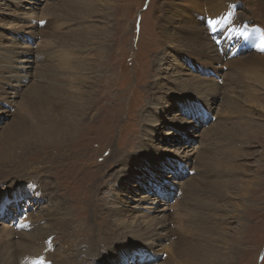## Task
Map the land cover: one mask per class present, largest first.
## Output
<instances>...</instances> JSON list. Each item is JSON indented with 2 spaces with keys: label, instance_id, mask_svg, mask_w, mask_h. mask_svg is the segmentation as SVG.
<instances>
[{
  "label": "rangeland",
  "instance_id": "374dc122",
  "mask_svg": "<svg viewBox=\"0 0 264 264\" xmlns=\"http://www.w3.org/2000/svg\"><path fill=\"white\" fill-rule=\"evenodd\" d=\"M49 1L51 4L47 8L50 12L55 9L57 15L39 21L41 14L33 9L35 18L28 17L22 22L30 25L27 29L29 38H25L27 34L21 35L17 48L11 46L16 37L15 30L21 28L11 26V17L0 15V23H7L8 27L0 29V48L4 45L10 49L0 67L11 70L16 64L19 66L18 72L7 75L12 87L7 86L6 89L9 94L18 93L16 96L6 94L4 84L0 83V156H3L5 166L0 171V264H19L17 257L13 256L16 241L30 232L33 226L37 231L32 232L33 229L29 235L37 234L41 226L48 227L50 220L35 221L32 217L46 211L53 214L54 199L66 205L72 227H78L83 235L89 234L90 240L96 244L101 243V238L111 236L113 226L119 234L114 235L113 244L129 246L130 238L136 235L131 234L132 231L144 227L143 220H138V217L144 216L146 221L153 217L163 219L157 232L164 240L133 241L132 249L118 248L107 257L102 253L95 258L98 262L94 264L194 263L197 255L204 252H212L216 264H264V87H256L252 74L241 77L223 59L208 67L207 59L183 54L182 50L180 53L173 41L165 44L158 34L157 16L160 13L157 5L160 0ZM173 2L176 5L178 1ZM11 7L6 6L5 0H0V9L9 13L7 10ZM243 7L234 4L232 11L247 16L244 15L247 5ZM32 8L26 4L24 8L16 9L15 14ZM173 16L171 20L177 18L175 14ZM250 21L237 23L231 47L235 53L226 51L229 57L236 54L237 47L242 44L243 56L253 53L264 56V23L256 20V26L250 29ZM24 40L25 43L22 42ZM42 41L43 44L38 45ZM222 46H219V54L223 55ZM178 53L181 58L178 63L183 64L188 72L200 75L204 85L212 77L214 82L210 84L221 87L217 92L221 95L218 99L210 97L201 102H179L180 105L169 101L164 105V110L167 105L169 108L160 114V118L177 123L175 125L187 122L193 126L181 137L183 147H187L184 153L181 143L171 142L178 139L172 135L176 130L171 126L162 128V136L155 138L153 130L158 125H152V132L146 135L151 125L149 109L154 101L151 96L157 98L149 92L151 83H156L158 89L172 92L169 80L176 77L179 80L190 79V75H178V72H183L174 61ZM160 54L168 60L160 62ZM50 55H55L59 63L49 58ZM64 61L65 65L62 64ZM45 62L49 63L55 78L45 76ZM156 65L160 70H156ZM229 71L238 72L240 79L230 78ZM161 73L165 78L157 80L163 77ZM20 79L26 80V85L25 82L18 83ZM53 81L64 84L65 90L72 95L85 90L83 99L91 106L88 117L77 118L76 138L65 139L60 144L52 139L38 140L31 121L22 117L19 108L33 109L23 100L28 86ZM239 85L241 87L237 88ZM183 94V90L177 91L172 99L176 97L178 100ZM170 95L172 97V93ZM225 96L230 98V102L224 100ZM73 102L74 98L65 95L52 97L48 102L51 108L47 109L67 112ZM36 110L39 113L40 107ZM8 128L14 129L10 145L5 142ZM82 137L87 140L84 149L79 148L80 143L77 142ZM169 151L174 155L167 161L160 160ZM200 152H203V159L196 157ZM186 153L189 155L187 160L176 156ZM151 157H157L160 162L152 163ZM129 162H133L138 173L130 172L122 186L119 180ZM137 163H143L145 167L138 169ZM174 166L178 172L165 169ZM118 173L119 178H116ZM148 173L152 175L150 178ZM46 181L55 189L56 198L45 191ZM215 182L219 183L214 185ZM145 188L147 192L143 193ZM131 189L129 196L135 199L132 200L133 209L114 216L119 211L118 206L125 205L126 193ZM141 197L148 199L144 203L148 210L140 208L137 201ZM152 202L154 208H151ZM202 202L207 205L215 203L217 207L213 223L204 229L197 223L204 213ZM73 228H70V234L76 238ZM9 230L15 233L14 236L3 238L5 231ZM59 235L53 233L45 240L47 248L41 254L42 259L39 254L27 256L26 262L20 259V264H53L49 250L63 254L62 249L56 251L58 241L54 239ZM79 241L80 245L88 243V239L83 237H79ZM142 243L146 245L138 249ZM7 252L9 254L4 258L3 254ZM83 261L87 263L89 258Z\"/></svg>",
  "mask_w": 264,
  "mask_h": 264
},
{
  "label": "bare ground",
  "instance_id": "6f19581e",
  "mask_svg": "<svg viewBox=\"0 0 264 264\" xmlns=\"http://www.w3.org/2000/svg\"><path fill=\"white\" fill-rule=\"evenodd\" d=\"M5 1H6L7 7H11V6H13V7H11L9 10H7V11H9V13L5 12L6 11L5 9L4 10L0 9V15L3 14V15H7V16L11 17V20H12L11 24H13L11 26L21 28L19 30H17V29L15 30L16 37L14 38V41L12 42V46H11L12 48H17L18 42L21 41L18 38L21 37V35L27 34V35H25V38H29L28 37L29 32L27 29L30 27V25H28V23H26V22H24V24H23L22 22L24 20H27L28 17H31L33 19V17H34L33 15L36 14L35 12L32 11L33 9H34V11H36V9L39 10V12L37 13V14H41V16L38 19L39 21H41V20L43 21V20L47 19V17H48V19H51L52 17L57 15V11L55 9L52 12H50L49 8H47L51 4V2L49 0H33V2H30V3L28 2V0H5ZM39 1H41L42 3L40 2V4H39ZM177 1L178 2L175 5L173 0H160V3L157 5V11L160 13V15L157 16L158 28L160 29L158 31V34H160L162 41L165 44L167 42L173 41L172 44L175 42V45L178 47L179 52L182 50L181 52L184 51L183 54L185 53L189 56L196 55V56H200L201 59H202V57L204 60L207 59L209 63H207L206 65H208V67H212L211 64H214V62L216 60L223 59L227 63H229L228 64L229 68H231V70H237L239 72V74L241 75V77H242V75L252 74L255 76V78H254L255 83L257 82L256 87H259V86L264 87V81H263V79H264V56L263 55L253 53V54H247V55L243 56V52H242L243 44L240 47H237V48H239V50H237L236 54H234L233 56L229 57L230 55L228 56L226 54V51L227 52L230 51V52L235 53L234 52L235 49H233L231 47L234 45V37H235L234 31H237V29H238V27H237L238 22L244 23L243 21L250 19L251 20L250 21L251 26L249 25L250 29L251 28L253 29L256 26L254 24V21H256V20L264 23V2H263V0H177ZM45 2H46V4H45ZM26 4H30V6L32 5L33 8L30 11L29 10L26 11L25 13L15 14L16 9L24 8V6H26ZM54 4L56 6H58L57 2H54ZM234 4H238L241 7H243L244 5H247V8H245V11H244V15H247V16H242L241 13H240V15L235 14L236 12L234 13V11H232L233 10L232 6ZM31 11H32V13H30ZM174 14L177 18H175L174 20H171V18L174 17L173 16ZM181 14H182V16H180ZM219 14H221V15H219ZM36 16H38V15H36ZM235 17H237L238 19ZM235 21H237V22H235ZM245 24H247V23H245ZM0 26H1V28H0L1 30L4 28H8L7 23L1 22ZM1 30H0V32H1ZM236 34H238V33H236ZM32 40H33V38H32ZM22 42L25 43L26 41L24 40ZM41 44H43V41L38 45H41ZM32 45H33V43H32ZM220 45H223L222 51L225 52L223 55L219 54V51H220L219 46ZM13 52H14V50H13ZM8 53H10V49L3 45L0 48V62L4 59L5 55ZM14 53L17 54V52H14ZM180 53H178V55L176 57L177 59H174V61L177 62V66H179V68L183 71V72H178L179 73L178 75H180V74L181 75H190V79L189 80L188 79L179 80L176 77L173 80H169V82L171 83L169 86L170 87L169 90L172 89V92H167L165 90L158 89L159 87L156 83H153V82L151 83V85L149 87V92H151V95L152 94L156 95L157 98H154L153 96H151L152 100H154L151 104L152 108L149 109V111H150L149 112V122L151 125L148 126V131H146V135H149L152 132V129H153L152 125H158L157 128H155V131L153 130V133H155V138H159L162 136L163 132H160L162 130V128H166L168 126H171L173 129L176 130V133H172V135H174L175 137L178 136L177 140H172L171 142L181 143L182 147H180V148L184 149L183 150V153H184L185 149L187 147H183L184 146L182 143L183 139L181 137H184V134L189 132L190 129L193 128V126H192V124H187V122L184 124L175 125L177 123H175L173 121H165L163 118H160V114H164L165 110L167 108H169V106L167 105L165 110H164L163 109L165 107L164 105L168 104L169 101L170 102L174 101L176 103H179V102L182 103V102H201V100H208L210 97H214V99H218V98H220L221 95L219 96V94H217V92L218 93L220 92L221 87L218 84H216V85L210 84L211 82H214V80H213L214 78H212V77L209 78L208 83L206 85H204V83L200 81V78H201L200 75H198V74L194 75V73H195L194 71L192 73L188 72V69H185L184 67H182L183 64L178 63L181 60V58H179ZM165 54H166V52H165ZM11 56H14V54L12 53ZM161 56H160V62L162 60H168V58L166 56H162V57ZM23 57H25V56H23ZM49 58L56 60L57 64L59 63L58 58H56L55 55H50ZM34 61H35V63L37 62L36 59ZM42 61H44V60H42ZM160 62H159V64H160ZM172 62H173V60H172ZM226 62H223V63L227 64ZM202 63H203V61H202ZM62 64L65 65L66 61H64ZM44 66H45L44 67L45 76L47 78H51V79L55 78V77H53L54 74L51 71V67L49 66V63L45 62ZM230 66H233V68ZM59 67H61V65H59ZM169 67H172V66H169ZM198 67L200 68L199 65H198ZM18 69H19V66L17 64L15 66H13L11 70H9L7 68L4 69L3 67H0V73L3 74V76L0 77V78H2V79H0V83L4 84L5 89L7 88V86L10 89L12 87V84L8 83L7 75L10 72L11 73L18 72L19 71ZM156 70L157 71L160 70L159 65H156ZM207 72L209 73L210 70H208ZM238 72L234 74V73H231L229 71L228 72L229 77L233 76V77H237L236 79H240ZM165 74H167L166 71H165ZM165 74L161 73V75H163V77H159L157 80L164 79ZM25 78H27V75H25ZM230 78H228V80H230ZM17 79H19V78H17ZM76 79L78 80L79 78H76ZM232 79H234V78H232ZM79 81L82 82L83 80H79ZM23 82H25V85H26V82H27L26 80L22 79V81H21V79H20V81H18V83H23ZM187 82H189V83H187ZM63 86H64V84H62L61 82L56 83L53 81V82L47 83L45 85L32 84V85L28 86L27 89L24 91L23 100L25 101V103L27 105L30 104L31 107H33V109L27 110V109L19 106V108L21 110L20 113L26 121L27 120L31 121V124L34 128L35 136L37 137V135H38V140H41L44 142V140L52 139L55 143H59L65 139H69V141L73 140L76 138L75 136H76V133L78 132V128H79V126L77 125V123H78L77 118L79 116H85V115H86V117L89 116V110H91V106L86 104L85 100L83 99V97L86 96L85 90H80L77 94L72 95L70 92H67ZM240 87H241V85H239L237 88H240ZM244 89H246V88L244 87ZM156 90H158V91H156ZM181 90H183L184 94L178 100L176 97L174 99H172L174 97L173 94H175V93H177V91H181ZM5 93L9 94L10 92H9V90L6 89ZM15 93L13 95L12 94H9V95L16 96L18 93H16V95H15ZM170 93H172V97H170L171 96ZM61 95H65L67 98H70V97L74 98L75 102H73V104L69 108V110L67 112H65V111H53L51 109L48 110L47 107L51 108L48 102H50V100H52V97L57 98V97H60ZM249 96L250 95H248L244 98L246 99ZM178 97H179V95H178ZM229 99L230 98L228 96H225L224 100H226V102H230ZM149 100H150V98H149ZM152 100H150L149 102H151ZM164 101H166L167 103H165ZM181 103H179V105ZM36 107H40V110H39L40 114L37 112ZM53 108H55V107H53ZM33 114H38V116L35 117V115H34V117H33L32 116ZM69 129H71L72 131H70ZM13 130H14L13 128L7 129V134H6V138H5L6 145H10V143H11V135H12ZM74 131H75V133H74ZM230 133L234 134L233 131L232 132L230 131ZM191 138H193V137H191ZM77 142L80 143L79 148L84 149L87 140L85 139V137H82ZM172 146L173 147L175 146L174 143L172 144ZM8 147L3 150V153L8 149ZM188 153H186L185 155L177 154L176 156H180V158L185 157L187 160L189 157ZM171 155L173 156L174 153L169 151L166 155H163L162 157H160V160L163 159L164 161H167L170 157H172ZM196 157H198L199 159H203V157H204L203 152H200ZM150 159H152L153 160L152 163H155V164H158L160 162V160H158L157 157H151ZM2 161H3V156H0V171H2L5 168ZM105 162H106V160H105ZM176 164H178V162H176ZM133 166H134L133 162H129V165L126 167V170H124V172H122L120 180H119V184H121L122 186H124V184L126 183V178L129 176L130 172L138 173V171L135 170L136 166L135 167H133ZM143 167H145V165H143V163L138 164V169L143 168ZM165 169H167L168 171H170V170L175 171L177 169V167L174 166L171 169H169L168 167H165ZM73 172H75V171H73ZM175 172H178V171H175ZM145 174H146V172H145ZM151 176L152 175L149 174V178ZM71 178H73V177H71ZM116 178H119V173L117 174ZM152 180H153V178H152ZM216 183H219V182H215L214 185ZM152 185H153V183H152ZM44 188H45V191H47V193L51 194L52 198H56L55 192H54L55 189H52L49 181H46L44 183ZM215 189H216V187H215ZM85 190H87V189H85ZM146 192H147V189L145 188V191L143 193H146ZM131 193H132V189L130 192L128 191L126 193L125 202H124L126 206L125 205H123V207L118 206L119 211L117 214L114 213L113 214L114 216L117 217L120 214L123 215L125 210L133 209L132 200H135V199L132 198L131 196H129ZM161 200L166 201V199H161ZM154 201H156V200H153V202ZM53 202L55 203L53 214H50L49 212L46 211L45 214L39 213L37 215L34 214L33 217L31 216L33 218V220H35V221L50 220L51 222L47 225L48 227L41 226V227H39V231L37 232V234L29 235V233H31V231L33 229L34 230L32 232L37 231L36 228H34V226H33L29 229V231L31 230L30 232H27V233L23 234L22 236H20V238L17 241L15 240L17 242V247L13 249L15 251L13 253H15V254L14 255L12 253H10V254H12L14 257H17L16 261L19 264L21 262L20 259H24L26 262L25 257H27V256L29 258L32 255H38L39 254L40 258L42 259L41 254H43L44 250L47 248V247L45 248V245H44L46 243L45 240L47 238L49 239L50 235H53V233H54V235L60 234L59 237L57 236L58 237L57 239H54V240L58 241L57 242L58 247L57 248L55 247L57 249L56 251H60L61 249L63 251V254H61V253L59 254L57 252L52 253V251L49 250L48 255L49 256L53 255L52 256L53 264H88V263L94 264V263L98 262V261H96L95 258L99 257V255L102 253H103L104 257H107L108 255L114 254L116 252V249H118V248H122L123 250L132 249L133 241L142 240L145 243H148L153 239L155 241L158 239L164 240L162 238H159V237H163V236L161 235V233L157 232L161 228L160 224L162 223L163 219L160 220V218H158V217H153V219L151 221H146L144 219V216H141L140 218L138 217V220H143L144 227L142 229L140 228L141 230L137 229V230L132 231L131 234L136 233V235L134 237L130 238V240L132 242L129 243V246H128V244L125 246H122V245L116 246L118 243L113 244L115 242L114 235H116V236L119 235L116 228H114L113 226H112L113 229L111 228V234H110L111 236L110 237L106 236L104 238H101V241H100L101 245L96 244L95 242L93 243L90 240L91 237L89 236V234L86 233V235H83L82 234L83 232H80V229L78 227H75V228L72 227V219L70 217V213L67 212V207L64 204V202H60L57 199H54ZM137 202L139 203L140 208H142L143 210L147 209L146 204H144L145 202H148V199L146 197H141ZM153 202L151 203V208H154V207H152ZM171 207L173 210V206H171ZM216 208L217 207H216L215 203H214V205H207L205 202L201 203V209L204 211V213L202 215H200L198 220H197L198 227H200L201 229H204L208 225L213 223L214 218H215L213 215H214L215 211L217 210ZM100 209H102V208H100ZM0 211H2V209H0ZM83 218H85V216ZM35 227H37V226H35ZM70 228L74 229V232L77 235L76 238H74L70 234ZM121 229H122V227H121ZM14 234L15 233H13L12 230H9L8 232L5 231V233L3 234V236H4L3 238H5L7 236L10 237L12 235L14 236ZM79 237H83V239H88V243L85 242L86 243L85 245H80V241L78 242ZM118 238H119V236H118ZM50 244L51 243H49V245ZM145 245L146 244L142 243V246L138 247V249L144 247ZM100 246H102V247H100ZM51 248H49V249H51ZM0 253L2 254L1 250H0ZM211 253L212 252H204L202 254L197 255L196 261L194 263L182 262L181 264H204L205 261H207V264H216L214 255ZM8 254H9L8 252L4 253L3 254L4 258L7 257ZM44 255H46V254H44ZM55 255H57V256L59 255L60 257L57 258V256L55 257ZM0 258H1V256H0ZM9 258H10V256H9ZM40 258H39V260H41ZM85 258H89V262L84 263L83 260ZM30 262H32V261H30ZM50 262H51V260H50Z\"/></svg>",
  "mask_w": 264,
  "mask_h": 264
}]
</instances>
